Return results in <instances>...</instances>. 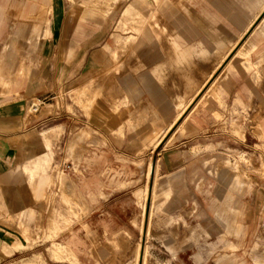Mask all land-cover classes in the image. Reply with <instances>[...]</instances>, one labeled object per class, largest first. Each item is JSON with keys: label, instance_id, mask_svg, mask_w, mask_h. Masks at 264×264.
<instances>
[{"label": "crops", "instance_id": "0c3cea01", "mask_svg": "<svg viewBox=\"0 0 264 264\" xmlns=\"http://www.w3.org/2000/svg\"><path fill=\"white\" fill-rule=\"evenodd\" d=\"M120 1L87 0L81 9L72 8L60 45L62 62L66 66L77 57L79 64L84 60L91 39L97 36L96 32L108 16V8ZM152 1L155 7L148 0H133L123 9L122 19L118 24L120 33L113 34L101 51L91 55V66L82 77L83 84L72 92L74 95L75 92L86 89L89 103L88 108L83 110L90 121L104 131L122 135L126 128L136 131L149 125L140 138L143 142L152 141L160 133H168L186 113L178 126L180 129L191 112L209 114L213 118L220 116L214 107L222 108L226 105L223 91L228 86L227 78L219 81L216 77L203 94L202 89L247 34L248 37L234 56L240 60L241 71L252 72L258 87L264 77V0H193L200 7L198 13L174 0ZM9 2L10 0H0V86L8 94L13 87L20 88L21 95L16 92L13 94L15 98L36 96L41 102V94H38L43 83L41 65L40 69H34L31 73L29 58L35 51L39 31L43 41L49 38L43 45L40 42L37 45L40 57L45 53L51 59L52 52L55 53L53 57H56V21L64 15V8L58 0ZM11 20L14 23L10 29L21 41H25L23 45H11ZM18 20L21 21L16 23ZM25 20H32L31 25L26 24ZM225 22L229 25L226 26ZM128 24L133 25V29L124 31ZM198 35H204L206 41ZM122 36L133 38L132 60L115 61L111 58V52L117 47L116 37ZM25 44L28 45L27 48ZM150 47H157L158 52L150 51ZM115 68L119 70L114 71ZM236 69L231 66L229 72L238 73ZM227 75L228 73L225 74ZM171 86L178 91L174 95L170 92ZM200 94L198 101L191 107V103ZM13 96L12 99L4 96L0 90V210L6 213L1 222L10 229L0 235V263L31 248L34 243L25 241L21 233L22 227L28 226L39 234H47L49 229L57 232V236L48 243H56L61 253L64 249L66 252L61 255V261L49 257L53 264H83L80 258L84 248L83 241L73 230V224L88 211L86 192L68 178L61 177L55 183L47 174L54 156L53 145L62 129L52 127L40 132L39 126L50 120L48 115L26 122L20 110V101L14 100ZM251 96L250 93L248 102ZM23 102L24 100L21 103ZM235 103L246 105L242 94H237ZM81 104L86 106L85 98L81 99ZM260 104L263 110L258 115L255 129L257 138L264 144V99H261ZM233 115L238 118L239 112L234 109ZM235 134L244 138L240 127L235 129ZM90 142L99 143L92 138ZM237 154L246 157L244 152ZM189 158L190 155H185V159ZM221 161L224 162V158ZM202 165L213 181L208 182V187H204L203 180L193 176L199 175L198 171L193 172L190 180L204 197L206 210L212 214L213 220L206 217L204 210L198 209V203L189 192L184 176H179L159 189L154 182L151 190L144 191L136 201L139 211H130L131 223L139 230L144 241L153 203L156 202V206H160L164 212L162 225H157L161 227H165L167 217L179 218L183 216L186 207L192 205L196 209L193 215V219L197 221L195 227L200 232H205L207 252L214 257V264H246L244 259L239 258L237 251L244 248L248 235V202L253 196L256 181L250 176V172H246L242 176L244 183L235 187L231 176L235 173L225 167L221 170L208 167L206 160L202 161ZM126 183L125 180L111 179L109 185L121 188ZM54 184L57 186L56 197L47 191V187ZM93 184L95 191L89 194L96 198L105 197L101 189L102 182L96 181ZM146 193L147 207L149 205L147 218L146 205L142 208ZM25 195H31L32 200L39 204L51 202L47 212L32 210ZM202 219H206L209 224L217 223L223 228L216 233V240H211L215 227L208 224V229L201 225L199 220ZM259 222L264 227V204L260 209ZM185 223L189 222L185 220ZM189 225L191 226L190 223ZM81 226L89 235L91 245L87 253L94 264H126L132 259V252L137 244L130 248L131 235L126 230L112 232L105 239L108 245L106 249L96 238L94 230L86 223H81ZM143 227L147 228L146 232L141 230ZM193 246L198 249L194 257L200 259L202 246L198 247L196 243ZM258 247L256 242L250 246L251 256L256 264L260 261L256 253ZM222 248H227L226 252ZM179 249L180 246L172 253V257L181 262ZM127 250L130 251L128 254ZM42 256L46 260L44 252L40 251L21 260L19 264ZM48 256L52 255L48 253Z\"/></svg>", "mask_w": 264, "mask_h": 264}, {"label": "rangeland", "instance_id": "374dc122", "mask_svg": "<svg viewBox=\"0 0 264 264\" xmlns=\"http://www.w3.org/2000/svg\"><path fill=\"white\" fill-rule=\"evenodd\" d=\"M58 1L64 8V15L56 21V28L58 29L56 57H53L54 52H52L51 59L45 53L40 57L37 45L39 42L43 45V42H46L49 38L43 41L40 38L39 31L35 51L29 58L31 73L34 69H40L39 65H41L43 83L38 93L41 94V102L37 100L36 96L15 98L13 94L19 93L20 88L18 87H13L9 94L1 86L0 90L4 96L11 99L13 96L14 100L20 101V110L24 114L26 122L37 119L38 116L48 115L47 117L50 120L39 126L40 132L52 127L62 129L58 140L54 142V156L47 174L55 183L61 177L68 178L74 181L80 190L86 192L88 211L80 220L74 221L73 224V230L83 241L84 248L80 254L82 263L94 264L87 253L91 245L89 235L81 226V223H86L91 230H94L96 238L106 249H108V245L105 239L110 237L112 232L122 229L131 235L130 248L137 245L133 249L132 259L127 261L126 264H138L136 252L142 245L145 246L144 249L146 248L145 264H214V257L207 252L205 232H200L195 227L197 221L193 219V215H195L196 209L192 205H188L183 212V216L179 218L167 217L165 227H161L157 225H162L164 212L161 211L160 206H156V202L153 203L149 216V227L144 241L139 230L132 225L130 213L131 210L133 212L139 211L136 201L144 191L152 189L154 182L159 189L174 178L184 176L189 192L198 203V209L204 210L206 217L213 220L212 214L206 210L204 197L195 189L194 183L190 180L193 172L198 171L199 175L193 176L194 178H201L204 187H208V182L213 181V178L207 174V169L202 165V161L206 160L208 167L217 168L218 170L225 167L226 170L235 173V175H231L234 178L233 185L235 187H239L244 183L242 176L246 172H250V176L256 181L253 196L248 202V235L244 248L237 251V255L239 258L244 259L246 264H256L250 252L251 244L256 242L259 244L256 250L260 257L259 264H264V227L259 222L260 209L264 204V144L257 138L255 129L258 115L263 110L260 101L264 99V77L262 75L263 81L258 87L254 82L252 72L241 71L239 68L240 60L234 56L249 34L245 35L237 47L229 53L213 73L212 80L205 84L202 89L201 94L206 91L216 77L220 79L219 81L227 78L228 86L223 91L226 105L222 108L214 107L215 110L219 111L220 116L213 118L209 114L191 112L180 129L178 126L187 115L186 113L168 133L165 135L160 133L152 141L143 142L140 138L149 125L136 131L126 128L123 130L122 135L116 132L104 131L94 125L83 110L88 108L89 103L86 89L77 91L72 95L73 90L83 84L82 77L91 66V55L96 51H101L103 45L110 42L113 34L120 33L118 24L122 19L123 9L133 0H121L116 4H111L107 10L108 16L103 21V26L96 32L97 36L90 41V48L85 52L84 60L79 64L77 57L67 66L62 62V52L60 50L67 18L72 8L79 7L81 9V6H84L87 0ZM182 1L192 12H200L199 5L194 4L193 0ZM148 2L155 7L152 0H148ZM9 3L12 4L13 0H10ZM19 21L21 20L16 23ZM25 21L28 25L32 23V20ZM13 23L12 20L9 22V33ZM224 24L229 25L228 22ZM131 29H133V25L128 24L125 25L124 31ZM229 29L234 31V28L230 27ZM28 30L27 27L26 32ZM199 37L206 41L204 35ZM10 41L11 45L14 44L15 46L23 45L25 42L21 41L19 36L12 31ZM116 44V49L111 52L113 60L129 61L133 59V38L127 36L116 37ZM27 46L25 44V48ZM150 48V51L158 52L157 47ZM228 63L229 67L237 68L238 73L235 71L229 72ZM117 70L119 68L114 69V71ZM226 73H228L227 76H225ZM170 92L174 95L178 91L174 86H171ZM238 93L243 95L245 106L235 103ZM250 93L252 96L250 102H248L247 97L250 96ZM201 94L195 99L194 103H191V107L198 101ZM84 98L86 106L81 104V99ZM22 100H24L23 103H21ZM33 105H38L36 112L32 110ZM234 109L239 112L238 118L233 115ZM237 127L241 128L243 139L235 134ZM257 129L259 128L257 127ZM91 138L99 143H91ZM238 152H244L246 157L237 154ZM185 155H190L189 160L185 159ZM222 158H224V162L221 161ZM194 161L195 163H193ZM111 179L112 181L125 180L127 183L121 188H114V185H109ZM96 181L102 182L101 189L105 193V197L96 198L89 194V192L95 191L93 183ZM47 191L55 195L57 193L56 184L47 187ZM146 197L147 193L143 198L142 208L145 205L147 207ZM26 199L29 201L31 209L36 212L46 213L51 204L49 201L39 204L37 201L32 200L31 195L30 197L26 196ZM5 214L0 210V232L3 230L0 235L10 230L6 224L1 222V219L6 217ZM185 220L191 226L189 223H185ZM199 221L201 225L208 227L209 223L206 219ZM142 223H144V216H142ZM209 226L215 227V230L212 231L211 229L213 234L211 240H216V233L222 231L223 228L217 223L209 224ZM143 229L141 230L143 231ZM21 233L25 241L34 244L31 248L21 251V254L6 259L0 264H19L21 260H25L40 251L44 252L46 260L42 256L21 264H53L49 257L57 261L62 260L61 255L65 254L66 250L64 249L61 253V249L57 247L58 244L48 243L57 236V232L49 229L47 234L45 232L39 234L30 227L23 226ZM194 243L198 247L202 246L200 259L194 257V253L198 251L196 246H193ZM179 246L181 247L179 249L181 262L172 257V253ZM222 250L226 252L227 248H222ZM129 252L127 250V254ZM48 253L52 256H48ZM223 262L225 263V261ZM101 264H104V262Z\"/></svg>", "mask_w": 264, "mask_h": 264}, {"label": "bare ground", "instance_id": "6f19581e", "mask_svg": "<svg viewBox=\"0 0 264 264\" xmlns=\"http://www.w3.org/2000/svg\"><path fill=\"white\" fill-rule=\"evenodd\" d=\"M174 1H176V3H178V4H180V5H185V3L182 1V0H174ZM153 38V37H152ZM194 73V72H193ZM149 201H150V199H149ZM149 201H148V203H149ZM148 212H149V205H148V207H146V209H145V216H146V218H147V216H148ZM144 226V225H143ZM144 228V227H143ZM146 227H145V231H146ZM144 245H142L141 246V248H139V249H137V261H138V264H145V249H144V247H143Z\"/></svg>", "mask_w": 264, "mask_h": 264}, {"label": "built area", "instance_id": "2783aa9c", "mask_svg": "<svg viewBox=\"0 0 264 264\" xmlns=\"http://www.w3.org/2000/svg\"><path fill=\"white\" fill-rule=\"evenodd\" d=\"M37 106H38V105H33V109H32V110H33L34 112L37 111Z\"/></svg>", "mask_w": 264, "mask_h": 264}]
</instances>
